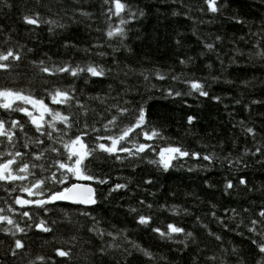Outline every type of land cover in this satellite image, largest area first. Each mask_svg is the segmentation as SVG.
Returning <instances> with one entry per match:
<instances>
[{
  "label": "trees",
  "instance_id": "trees-1",
  "mask_svg": "<svg viewBox=\"0 0 264 264\" xmlns=\"http://www.w3.org/2000/svg\"><path fill=\"white\" fill-rule=\"evenodd\" d=\"M122 2L144 12L142 17L122 26L127 31L123 45L128 51L121 46L118 37L108 40L104 35L108 24L115 27L119 19L116 16L111 21L106 19L104 13L108 6L103 0H39V3L37 0H7L10 8L0 5V29L3 30L0 48L15 47L17 44L24 47L21 60L14 62L12 69L0 70V88L31 91L35 97H43L50 108L64 114H76L79 109L75 106L69 108L52 104L45 91L74 87V95L90 109L88 123L91 125L94 120L97 121L95 127L100 129L101 135L105 133L96 113H100L104 120L110 118L105 109L109 104L117 103L112 97L120 94L118 99L121 104L125 100L130 102L124 106L131 109L143 106L148 124L160 129L164 137L153 141H144L142 136L133 139L151 143L157 151L168 145H179L190 152L200 153L201 157L214 153L213 159L209 162L202 158L184 157L174 160L173 166L164 171L158 165L148 163V160L159 158L153 151L141 154L142 159H125L123 162L97 153L94 158L89 157L85 161L94 175L108 179V183L103 185L88 181L95 187L97 203L90 207L63 202L50 204L47 205V216L34 210L33 219H45L51 231L42 232L33 227L26 229V235L18 233L16 238L22 239L24 248L18 250L15 257L8 252L13 237L0 231V264H28L29 261H35V264H117V261L120 264H219L221 260L225 264H238V261L256 264L261 256L252 241L260 237L249 233L246 225L250 219L259 220L257 213L264 209V154L251 155L256 147L264 146V59L255 55L264 50V47H257L264 46V0H218L217 6L223 4L224 7L217 13L208 12L204 0ZM61 9L67 11L62 12ZM72 9H83L91 16L73 15ZM29 10L38 11L44 19L59 20L65 27L54 28L50 33L46 24L39 27L26 25L21 16ZM174 12L177 14L173 15ZM69 16L72 18L69 19ZM234 16L244 23L237 24L232 19ZM5 35L11 37L7 44L4 42ZM216 36L221 39L216 41ZM201 41L214 43V50L206 51ZM65 44L69 46L65 47ZM28 48L32 51L27 52ZM188 57L192 60L187 61ZM179 59H185L186 64L181 65ZM40 60L82 66L100 64L113 71L104 77H91L87 73H81L76 78L66 73L49 76L40 73L31 63ZM125 66L134 70L127 77L124 75ZM157 68L167 73L164 80H158L153 75V70ZM140 72L148 75L149 80L145 81ZM172 76L178 79L173 80ZM185 80L202 82L208 96H200L191 90ZM125 88L126 93L123 91ZM169 89L179 91L181 95H169ZM96 96H107L108 99L105 104H100L91 99ZM213 97L220 99L214 100ZM252 100L261 103L252 104ZM245 105H248L247 109ZM110 113L115 115V109H111ZM130 115L119 118L121 125L130 122ZM188 116L194 117L191 124L187 123ZM0 119L18 120L24 125L27 137L37 135L23 113L0 109ZM241 121L245 126L254 128L255 139L243 132ZM82 123L83 118L81 124H75L64 139L81 130ZM56 127L62 128L63 125L57 123ZM117 130L111 129L112 133ZM88 132L89 135L83 139L91 144L97 133L91 128ZM24 133L17 131L20 139L16 148L22 152L26 151L21 146L26 138ZM127 146L131 147V144ZM57 147H60L59 144ZM6 149L12 150V146L0 138V153H6ZM37 150L30 145L27 151ZM246 150L248 154H245ZM54 156L53 153H45V157L37 163H44L47 168ZM226 157L233 161L231 167ZM237 159L240 160L238 165L235 164ZM35 171L39 175L40 170L37 168ZM240 177L245 178L247 186L238 184ZM146 180L151 183H144ZM228 180L232 182L233 189L226 192L224 185ZM75 181L72 178L69 182ZM21 183L26 182H0V207L6 209L12 205L20 210L19 206L12 204V199L15 196L29 198L27 193L19 190ZM116 183H127V188L109 195V188ZM5 188L9 192H5ZM130 208L137 211L130 212ZM231 209H235L236 214ZM83 211L89 215H81ZM212 212H215V218ZM139 214L151 216V222L138 225L136 219ZM92 217L99 221L96 227L106 231L125 229L130 240L149 249L157 259L149 262L135 252L122 257L118 250L100 255L97 249L110 238L105 236L101 240L88 231L94 223ZM14 219L21 220L18 215ZM169 223L183 227L186 232L191 231L195 242L189 239L185 247L162 240L151 231L153 227L164 230ZM2 227L5 225L0 224ZM209 232L214 235H208ZM216 235L221 237L219 241L215 239ZM176 239H183V236ZM57 248L70 249V258L57 256ZM233 248L237 249V255L232 254ZM37 256L44 257V260H36ZM210 256H216L217 260L207 259Z\"/></svg>",
  "mask_w": 264,
  "mask_h": 264
},
{
  "label": "snow or ice",
  "instance_id": "snow-or-ice-1",
  "mask_svg": "<svg viewBox=\"0 0 264 264\" xmlns=\"http://www.w3.org/2000/svg\"><path fill=\"white\" fill-rule=\"evenodd\" d=\"M37 2L39 3V0H37ZM103 3L108 6L104 13L106 19L111 21L113 16H116L119 19V23L115 27H113L111 23L108 24V29L104 33L106 39L111 40L114 37H118L121 46L124 47L125 51H128L127 46L123 45L127 31L125 27L122 26L131 23L138 17H142L144 12L138 8L133 9L131 5L122 2V0H103ZM204 4L207 5V10L210 13L220 12L224 7L223 4L217 6L218 0H204ZM0 5H3V7L6 8L11 7V4L7 3V0H0ZM61 11L66 12L67 10L61 9ZM71 11L73 12V15L78 14L85 18H90L91 16V13L84 11L83 9H72ZM121 13H124V17H121ZM176 14L177 13L175 12L173 13V15ZM71 18L72 17L69 16V19ZM232 19H234L237 24L244 23V21L238 17L234 16ZM21 20L26 25L36 27H39L40 24H46L48 25V31L50 33L54 28L63 29L65 27V24L60 23L59 20L52 18L44 19L38 11L32 10L22 14ZM97 30L99 31V29ZM2 32L3 30L0 29V34H2ZM193 34L195 35V33ZM10 39V36L5 35V44H7ZM220 39L219 36L215 37L216 41H219ZM176 43L179 44L180 41L177 40ZM201 43L206 51L211 52L214 50V43L204 41H201ZM68 46V44H65V47ZM23 47V45L17 44L15 47L8 46L6 48H0V70L8 71L12 69L14 62L21 60V50ZM72 47H74V45ZM93 47H96V45H93ZM257 47L264 46L257 45ZM117 50L119 49H114V51ZM31 51V48L27 49V52ZM97 55H104V53H97ZM255 55L264 59V50L256 52ZM191 60V57L187 58V61ZM187 61L185 59H179L178 62L181 65H184ZM31 63L38 68L40 73H46L49 76L66 73L71 77L76 78L81 73H87L91 77H104L108 72L113 71L112 69H105L100 64L91 63H87L83 66L80 64L73 65L70 62H65L63 64L46 63L44 60L38 62L33 61ZM113 63H116V61L113 60ZM125 67L127 68V66ZM133 71V69L127 68V70L124 71V75L127 77L128 74ZM139 75L142 76L145 81L149 80V76L144 72H140ZM153 75H155V78L158 80H164L167 73L162 72L157 68L153 70ZM171 78L173 80L178 79L177 76H172ZM213 79L215 80L216 77H213ZM184 82L189 84L190 89L198 92L200 96H208V91L205 90V86L202 82L197 80H185ZM226 82L230 83V81ZM85 83H87V79H85ZM121 83L123 84V81H121ZM45 91L52 104L66 105L69 108L75 106L79 109V112L76 114L72 112L64 114L61 111L50 108L48 104L44 102L43 97L37 98L31 93V91L25 92L23 89L0 88V109L23 113L24 116L28 117L29 122L34 127L35 133L37 134L35 137H27V134L24 133V125L18 120L9 119L6 121L0 119V138H3L12 146V150L6 149V153H0V182H26L21 183L19 190L27 193L29 197L22 198L20 196H15L12 199V204L19 206V211L12 207V205H8L6 209L0 207V224L5 225V227L0 228V231L4 232L6 236L13 237V243L8 249L9 254L13 257L17 256L18 250L24 248L22 239L16 238L18 233L26 235V229H32L33 227L42 232L51 231V228L45 219H40L38 217L35 220L33 219L35 216L34 210H39L47 216L49 211L47 205H54L56 202L66 201L71 204L85 206H91L97 203L96 190L93 187L88 184L69 182L72 178H75L76 181H94L99 185L108 183L107 178L94 175L88 168V165L85 164V161L88 160L89 157L94 158L97 153L107 154L110 157H114L115 160L123 162L125 159H142L143 156L141 154L146 155L148 151H153L156 152L159 158L158 160H148V163L158 165L163 168L164 171H167L173 166L172 162L174 160L183 159L184 157H192L196 159L202 158L209 162L213 159L214 153L203 155L201 157L200 153L190 152L179 145H168L159 148L157 151L153 148L151 143L139 142L138 140L133 139V137L142 136L144 141H153L155 139H163L164 137L162 136L160 129L148 124L146 111L143 106H139L136 109L124 106L128 105L130 102L125 100L123 101V104H121L118 99L120 94H118L117 97H112V99L117 100V103L109 104L105 109V111L109 112L110 118L104 120L100 113H96V116L102 121L101 128L105 133L101 135L100 129L95 127L97 121L94 120L91 125L88 123L87 116L90 109L82 104L74 95L76 91L74 87L53 88L51 90L46 89ZM123 91L126 93L127 89L125 88ZM168 94L175 96L181 95L179 91L173 92L171 89L168 90ZM91 99L98 101L100 104H105L108 97L96 96ZM213 99L219 100L220 98L213 97ZM236 103H239V101H236ZM251 103L257 104L261 103V101L252 100ZM29 105L31 106V110L27 107ZM247 108L248 105H245V109ZM111 109H115V115H111ZM91 111L95 112L94 109ZM126 114H131L130 122L121 125L119 118L124 117ZM46 116L50 117V119L46 120ZM81 118H83L81 130H79L74 136H70L65 140L64 137L69 135L71 128L75 124H81ZM193 120V116L187 117L188 124H191ZM57 123L63 125V127H56ZM240 125L245 134L255 139L256 132L253 127L245 126L243 121L240 122ZM89 128H91L92 132L97 133L94 142L91 144L83 139V137L89 135ZM112 128H117V132L112 133ZM137 130L139 131L137 132ZM17 131L24 133V136L26 137L21 145L26 151L22 152L16 148V143L20 139L17 137ZM45 141H47L46 145ZM129 143L131 144V147L127 146ZM58 144L60 147H57ZM30 145L37 147L38 150L32 152L27 151L30 148ZM61 148L63 149V152H61ZM45 153L55 154L47 164V168H45L44 163H37L45 157ZM121 153L125 155L122 156L120 155ZM257 153L264 154V146L256 147L255 152H252L251 155H256ZM245 154H248L247 150ZM226 159L231 167L233 161L227 157ZM89 163H91L90 160ZM235 164H240V160L237 159ZM37 168L40 170L39 175L35 171ZM45 173H47V175H45ZM144 183L150 184L151 181L146 180ZM238 184L247 186L244 177L239 178ZM126 188L127 183H116L109 188L108 194L110 195L114 191ZM224 188L226 192L229 189H233L232 182L230 180L226 181ZM11 191H15V189H12ZM249 191H251V189H249ZM5 192H9V189L5 188ZM140 203L143 204L144 202L140 201ZM147 207L151 208V205H147ZM213 207L215 206L213 205ZM172 210L173 213L176 214L175 207H173ZM129 211L136 212L137 209L130 208ZM227 211L228 210H226V212ZM244 211L246 212L248 210L244 209ZM231 212L236 214L235 209H231ZM17 215L21 218L20 221L14 219ZM81 215L88 216L89 213L83 211L81 212ZM211 215L214 218L216 217L215 212H212ZM257 216L260 217V219H250L246 228L249 233L260 237L259 240L253 239L252 243L256 245L258 253L261 256V259L258 260L256 264H264V209H261L257 213ZM23 218H27V220H24ZM91 219H93L94 223L88 228V231L95 233L101 240H103L105 236L110 238L108 241L102 243L97 249L100 255H108L110 251L118 250L122 257L130 256L135 252L142 255L149 262L157 259L149 249L130 240L126 235L125 229H117L115 232L106 231L96 227V225L99 224V221L95 220L94 217ZM151 219V216L139 214L136 223L138 225H148L151 222ZM217 221L222 223L219 218H217ZM21 223H23V226H21ZM52 223H55V221H52ZM151 231L156 233L162 240L179 243L185 247H187V240L192 239L193 243L195 242L191 231L186 232L183 227L177 226L173 223L167 224L164 230L160 227H153ZM208 235L214 234L209 232ZM177 236H183V239H176ZM215 239L219 241L221 237L216 235ZM55 252L56 255L60 257L70 258L71 255L70 249L62 250L57 248ZM232 254L237 255V249L233 248ZM207 259L216 261L217 257L210 256L207 257ZM36 260L43 261L44 257L37 256ZM28 264H35V261H29ZM117 264H120V262L117 261ZM219 264H225V261L221 260ZM238 264H242V261H238Z\"/></svg>",
  "mask_w": 264,
  "mask_h": 264
},
{
  "label": "water",
  "instance_id": "water-1",
  "mask_svg": "<svg viewBox=\"0 0 264 264\" xmlns=\"http://www.w3.org/2000/svg\"><path fill=\"white\" fill-rule=\"evenodd\" d=\"M76 183H83V184H88V185H90L91 187H93V185H91L90 183H87V182H76ZM94 188V187H93ZM63 203H69V204H71L70 202H66V201H62ZM56 203H59V202H56ZM85 206V205H84ZM91 206H93V205H91ZM88 207H90V206H88Z\"/></svg>",
  "mask_w": 264,
  "mask_h": 264
},
{
  "label": "bare ground",
  "instance_id": "bare-ground-1",
  "mask_svg": "<svg viewBox=\"0 0 264 264\" xmlns=\"http://www.w3.org/2000/svg\"><path fill=\"white\" fill-rule=\"evenodd\" d=\"M76 182H87V183H90V182H88V181H75V182H73V183H76ZM91 185H93L92 183H90ZM94 187V186H93ZM94 189H95V187H94ZM84 206V205H83ZM94 206V205H93ZM86 207H88V206H86Z\"/></svg>",
  "mask_w": 264,
  "mask_h": 264
},
{
  "label": "rangeland",
  "instance_id": "rangeland-1",
  "mask_svg": "<svg viewBox=\"0 0 264 264\" xmlns=\"http://www.w3.org/2000/svg\"><path fill=\"white\" fill-rule=\"evenodd\" d=\"M27 107H29V110H31V106L29 105V106H27Z\"/></svg>",
  "mask_w": 264,
  "mask_h": 264
}]
</instances>
